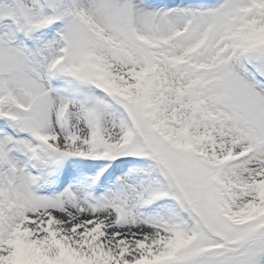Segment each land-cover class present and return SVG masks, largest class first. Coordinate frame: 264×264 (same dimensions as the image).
<instances>
[{
  "label": "snow or ice",
  "instance_id": "1",
  "mask_svg": "<svg viewBox=\"0 0 264 264\" xmlns=\"http://www.w3.org/2000/svg\"><path fill=\"white\" fill-rule=\"evenodd\" d=\"M0 264H264V0H0Z\"/></svg>",
  "mask_w": 264,
  "mask_h": 264
}]
</instances>
